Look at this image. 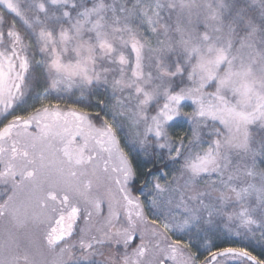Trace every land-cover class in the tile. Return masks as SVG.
<instances>
[{
  "label": "snow or ice",
  "instance_id": "obj_1",
  "mask_svg": "<svg viewBox=\"0 0 264 264\" xmlns=\"http://www.w3.org/2000/svg\"><path fill=\"white\" fill-rule=\"evenodd\" d=\"M264 0H0V264H264Z\"/></svg>",
  "mask_w": 264,
  "mask_h": 264
},
{
  "label": "trees",
  "instance_id": "obj_2",
  "mask_svg": "<svg viewBox=\"0 0 264 264\" xmlns=\"http://www.w3.org/2000/svg\"><path fill=\"white\" fill-rule=\"evenodd\" d=\"M262 251H264V245H261L259 243H257V244L254 245V252L256 254H260L258 252H262Z\"/></svg>",
  "mask_w": 264,
  "mask_h": 264
},
{
  "label": "rangeland",
  "instance_id": "obj_3",
  "mask_svg": "<svg viewBox=\"0 0 264 264\" xmlns=\"http://www.w3.org/2000/svg\"><path fill=\"white\" fill-rule=\"evenodd\" d=\"M258 253H261V252H258Z\"/></svg>",
  "mask_w": 264,
  "mask_h": 264
}]
</instances>
